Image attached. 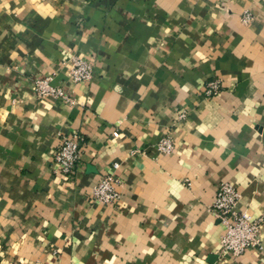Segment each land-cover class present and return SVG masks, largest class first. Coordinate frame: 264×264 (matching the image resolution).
<instances>
[{"label": "crops", "instance_id": "crops-1", "mask_svg": "<svg viewBox=\"0 0 264 264\" xmlns=\"http://www.w3.org/2000/svg\"><path fill=\"white\" fill-rule=\"evenodd\" d=\"M71 55L93 81L69 79ZM53 74L77 105L37 99ZM114 164L120 202L92 205ZM223 183L264 219V0H0V264H264V222L260 248L220 255Z\"/></svg>", "mask_w": 264, "mask_h": 264}, {"label": "built area", "instance_id": "built-area-1", "mask_svg": "<svg viewBox=\"0 0 264 264\" xmlns=\"http://www.w3.org/2000/svg\"><path fill=\"white\" fill-rule=\"evenodd\" d=\"M251 16L247 15L245 21L249 22ZM63 66L68 68L69 79L75 83H89L95 77V63L83 60L79 56L71 55L63 61ZM55 74L34 82L35 95L39 101L61 100L73 106L78 102L62 87L55 86ZM219 81L206 84L203 96L213 98L221 93ZM187 117L181 114L180 119ZM118 137L117 132L114 133ZM84 139L81 135L64 137L61 145L55 150L52 161V172L55 176L67 179L77 168L83 154ZM158 151L171 154L175 145L170 138L158 143ZM118 164L105 174L93 187L90 202L92 205L109 206L120 202L122 194L121 179L117 175ZM242 195L239 188L232 183L221 184L215 195L214 202L208 211L225 227L226 231L220 240V255L231 254L240 257L246 251L261 247V233L264 219L255 217L249 210L241 208Z\"/></svg>", "mask_w": 264, "mask_h": 264}]
</instances>
